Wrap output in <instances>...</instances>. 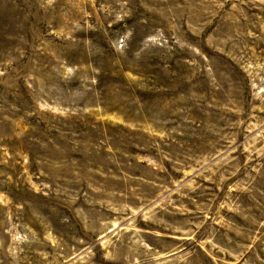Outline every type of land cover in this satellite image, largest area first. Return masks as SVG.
Instances as JSON below:
<instances>
[{"label":"rangeland","instance_id":"rangeland-1","mask_svg":"<svg viewBox=\"0 0 264 264\" xmlns=\"http://www.w3.org/2000/svg\"><path fill=\"white\" fill-rule=\"evenodd\" d=\"M0 264H264V0H0Z\"/></svg>","mask_w":264,"mask_h":264}]
</instances>
